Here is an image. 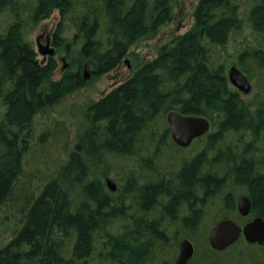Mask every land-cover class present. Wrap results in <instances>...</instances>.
I'll use <instances>...</instances> for the list:
<instances>
[{
  "label": "trees",
  "instance_id": "16d2710c",
  "mask_svg": "<svg viewBox=\"0 0 264 264\" xmlns=\"http://www.w3.org/2000/svg\"><path fill=\"white\" fill-rule=\"evenodd\" d=\"M175 1L33 0L29 17L36 25L57 12L52 47H76L97 77L171 22ZM263 37L264 0H197L185 32L80 110L79 132L58 120L34 135L35 116L82 88L80 66L55 80L57 63L38 59L18 2L0 0V264H174L182 239L189 264H264V241L241 236L221 252L208 242L221 220L264 222ZM229 43L228 64L255 87L251 101L228 82ZM169 112L209 121L196 153L173 143ZM94 172L124 183L112 194Z\"/></svg>",
  "mask_w": 264,
  "mask_h": 264
},
{
  "label": "rangeland",
  "instance_id": "374dc122",
  "mask_svg": "<svg viewBox=\"0 0 264 264\" xmlns=\"http://www.w3.org/2000/svg\"><path fill=\"white\" fill-rule=\"evenodd\" d=\"M20 8L21 17L25 23V29L27 31V41L30 43L31 47L34 49L38 55V59H43L37 53L38 44L42 47L46 46V43L51 45L52 34L55 31V26L58 23V14L54 12L52 16L39 24L33 25L30 22L29 15L31 14V9L33 7V0H16ZM197 3V0H176L173 8L172 21L166 24H162L157 27L154 36L149 38H142L137 41L130 49L129 56L124 58L117 68L109 73L102 76H97L93 74V65L90 63H83L78 61L76 51L77 48L72 46L67 50L65 45L59 49H55L54 60L57 63V70L54 73V79L58 80L62 73L66 70L67 66L71 63L74 65V69L80 66V78L83 80L85 77V72L88 75L86 79L83 80V85L80 90L67 96L57 107L46 114L37 115L32 121V128L34 135H38L45 128H47L53 121L62 120L69 127L72 135H75L83 126V121L79 116L80 110L83 109L90 102H95L106 93H108L112 88L118 86L120 83L127 80L133 73V71L140 67L143 63L153 59L158 49L167 43L175 35L182 34L185 32L192 24V13L193 9ZM249 6L244 1H239V11L241 18H244L247 14ZM67 42L71 37V34H67ZM244 35L250 38L248 35V30H245ZM66 38V37H65ZM71 39V38H70ZM233 46L231 43L228 44L226 48V55L222 54L221 58L226 59L227 64L232 60ZM69 51L70 56H66ZM66 52V53H65ZM77 60V61H76ZM76 63V64H75ZM228 67H231L228 64ZM78 69V70H79ZM229 69V68H228ZM76 71V70H75ZM251 91L247 95L241 94L244 101L253 100L256 90L253 87V82L251 83ZM260 86L264 88V81L260 83ZM3 120V112L0 111V121ZM201 148L198 144H193L190 148H186L184 156H190L196 153ZM95 173V172H94ZM96 178L100 179L103 183L109 180L115 187L114 192H110L108 187L107 191L116 194L123 185L122 176L112 175L105 177L101 176L100 173H95ZM94 175V176H95ZM5 228L0 224V241L5 237ZM180 242V241H179Z\"/></svg>",
  "mask_w": 264,
  "mask_h": 264
},
{
  "label": "water",
  "instance_id": "95a60500",
  "mask_svg": "<svg viewBox=\"0 0 264 264\" xmlns=\"http://www.w3.org/2000/svg\"><path fill=\"white\" fill-rule=\"evenodd\" d=\"M264 47V37L262 39ZM37 53L44 59L54 56L55 50L49 43L42 47L38 44ZM88 75L85 72L86 79ZM227 79L229 84L239 93L247 95L251 91V85L247 78L236 67L231 66L227 70ZM166 121L170 128V135L173 143L182 149L188 148L191 143L207 134L210 130V123L202 117L182 116L176 112H169L166 115ZM106 186L110 192L115 191V187L109 180H106ZM237 211L242 218H247L251 202L247 197H240L236 203ZM242 236L248 244L262 245L264 241V222L260 218L250 220L240 227L231 220H221L215 223L210 229L208 242L209 246L217 252H221L233 245L239 237ZM193 255L192 244L184 239L179 244V254L174 264H189Z\"/></svg>",
  "mask_w": 264,
  "mask_h": 264
},
{
  "label": "flooded vegetation",
  "instance_id": "af4514ba",
  "mask_svg": "<svg viewBox=\"0 0 264 264\" xmlns=\"http://www.w3.org/2000/svg\"><path fill=\"white\" fill-rule=\"evenodd\" d=\"M82 81H83V80H82ZM243 219H245V218H243ZM249 221H250V220H247V219H246L245 221H243L242 225H239V226L242 227L243 225H245V224H246L247 222H249ZM240 237H241V236H240ZM182 240H184V239H182ZM182 240H181V241H182ZM181 241H180V242H181ZM180 242H179V243H180ZM190 259H191V258H190ZM189 262H190V260H189Z\"/></svg>",
  "mask_w": 264,
  "mask_h": 264
}]
</instances>
